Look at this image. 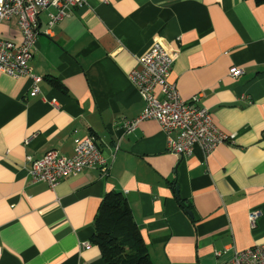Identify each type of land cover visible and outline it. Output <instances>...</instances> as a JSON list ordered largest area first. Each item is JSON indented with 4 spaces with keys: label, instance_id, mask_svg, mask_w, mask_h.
<instances>
[{
    "label": "crops",
    "instance_id": "obj_1",
    "mask_svg": "<svg viewBox=\"0 0 264 264\" xmlns=\"http://www.w3.org/2000/svg\"><path fill=\"white\" fill-rule=\"evenodd\" d=\"M50 11L31 61L41 93L29 96L30 77L0 71V264H106L94 221L111 191L126 196L153 264H230L264 244V3L88 0L52 28ZM0 36L20 42L18 18ZM155 43L174 59L182 97L198 96L232 143L177 157L156 121L124 130L145 108L129 75ZM235 67L243 73L233 77ZM87 136L111 161L107 176L33 181L29 157H70Z\"/></svg>",
    "mask_w": 264,
    "mask_h": 264
},
{
    "label": "built area",
    "instance_id": "obj_2",
    "mask_svg": "<svg viewBox=\"0 0 264 264\" xmlns=\"http://www.w3.org/2000/svg\"><path fill=\"white\" fill-rule=\"evenodd\" d=\"M88 0H0V24L18 18L22 39L20 42L0 36V71L14 79L30 77L34 81L30 97L41 93V77L33 74L31 61L40 35L39 17L45 10L54 9L48 14L50 28L69 17L76 8L87 5ZM174 59L160 43L139 59V66L129 75L130 81L145 102V108L138 118L124 123V130L132 132L147 120L156 121L167 137V150L177 157L193 154L196 146L210 156L219 146L232 143L234 135H228L213 122L208 108L200 104L195 96L185 100L176 83L170 80ZM243 73L240 68H232L230 74L236 77ZM162 96V97H161ZM118 147L116 148V150ZM114 154L112 158H114ZM29 169L33 181L46 182L51 188L71 175L86 169H98L107 176L111 161L106 158L94 136L76 138L74 154L70 157L56 150L47 152L42 158L34 160ZM261 213L254 211L249 216L255 227ZM92 243L84 247L90 248ZM1 259V251H0ZM230 264H264V244L237 251Z\"/></svg>",
    "mask_w": 264,
    "mask_h": 264
},
{
    "label": "trees",
    "instance_id": "obj_3",
    "mask_svg": "<svg viewBox=\"0 0 264 264\" xmlns=\"http://www.w3.org/2000/svg\"><path fill=\"white\" fill-rule=\"evenodd\" d=\"M254 1L264 3V0ZM52 83L62 87L56 78L52 79ZM94 226L93 242L100 247L106 264H153L123 192L111 191L106 194Z\"/></svg>",
    "mask_w": 264,
    "mask_h": 264
},
{
    "label": "rangeland",
    "instance_id": "obj_4",
    "mask_svg": "<svg viewBox=\"0 0 264 264\" xmlns=\"http://www.w3.org/2000/svg\"><path fill=\"white\" fill-rule=\"evenodd\" d=\"M53 11H54V9H51V11H50V12H53ZM50 12H49V13H50Z\"/></svg>",
    "mask_w": 264,
    "mask_h": 264
}]
</instances>
